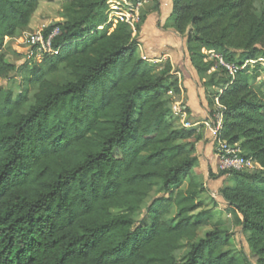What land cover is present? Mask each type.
<instances>
[{
    "label": "trees",
    "instance_id": "obj_1",
    "mask_svg": "<svg viewBox=\"0 0 264 264\" xmlns=\"http://www.w3.org/2000/svg\"><path fill=\"white\" fill-rule=\"evenodd\" d=\"M108 1L66 2L67 19L58 23L53 41L60 53L20 68L25 74L20 72L18 99L0 87V264H245L225 251L229 234L208 230L214 214L200 198L206 188L194 175L198 158L192 154L200 137L194 127H177L171 120L166 100L174 84H167L170 67L152 73L135 42L124 39L134 32L130 23L120 21L109 32ZM206 1L173 0L166 25L182 31L190 19L196 26L199 35L189 37L187 48L201 76L214 72L216 63L229 73L219 55L239 67L223 79L225 90L236 82L247 84L257 74H244L242 67L263 53L254 44L264 35V23L249 37L237 63L215 37L235 5L223 1L188 17ZM37 5L38 0H0L2 78L17 70L6 60L5 42L29 28ZM141 19L146 20L145 12ZM229 29L232 34L234 26ZM208 47L215 53L210 61ZM66 66L69 77H50ZM261 97L259 102L227 103L224 116L242 114L264 131V91ZM243 105L250 114L240 113ZM222 130L220 139L232 142L230 123ZM188 139H193L190 148L179 143ZM250 171H229L234 183L222 194L234 223L250 234L248 241L264 264V175ZM158 186L167 196L155 198L147 209L149 223L134 228L137 211ZM183 239L189 250L179 260Z\"/></svg>",
    "mask_w": 264,
    "mask_h": 264
},
{
    "label": "rangeland",
    "instance_id": "obj_2",
    "mask_svg": "<svg viewBox=\"0 0 264 264\" xmlns=\"http://www.w3.org/2000/svg\"><path fill=\"white\" fill-rule=\"evenodd\" d=\"M68 1L70 0H38L29 28L24 31L19 30L13 38L6 40L3 48L6 60L13 64L17 70L7 78L0 77V87L10 89L15 99L19 97L20 80L25 74L20 68L26 64L32 68L46 56V54L37 52L33 54L30 43L25 41V32L41 31L44 33L50 27L55 26L54 28H56L60 21L63 22L67 19L63 7ZM223 1L234 3L235 7L225 19L220 21L215 37L226 43L228 51L235 55V62L239 63L240 55L246 51L245 45L249 37L253 35L259 25L264 23V0H208L203 8H193L188 13V17L210 9ZM158 5L159 8L156 10L155 7ZM173 6V0H109V23L112 24L109 32H113L120 21L130 23L134 32L131 37L125 36L124 39L129 43L135 42L139 57L148 61L152 67V73L158 74L160 71L166 70V67H170L171 78L167 84H174L170 86L166 100L167 106L172 112L171 120L177 127H194L201 140L195 142V150L192 154L198 158L194 175L203 182L206 188L200 198L205 200L204 208L210 209L214 214V220L208 230L219 229L222 231V235H230V245L225 251H229L235 256H241L245 264H260L258 254L248 241L250 234L245 232L243 227L236 225L233 217L227 211L228 203L223 197L222 189L232 185L234 180L229 171L222 169L218 154L221 141H223L220 139L222 129L226 123H230L229 138L233 139L232 142L227 140L230 147L254 156L256 166L250 173L264 175V131L248 121L242 114H232L233 116L228 119L224 116L225 105L229 102L239 100L259 102L262 99L264 70L255 72V69L259 65L264 66V35L254 44L255 47L262 49L263 53L257 60H249L243 66L244 74L249 76L257 74L256 78H249L248 83L241 84V86L236 82L235 86L225 90L228 83L223 79H229L230 74L225 72L218 63L215 64L214 72L208 71L207 74H203L204 76H201L192 65L187 41L190 36L194 37L199 34L190 19L187 20L189 22L182 31L177 30L174 26L166 25ZM143 12L146 13L145 21L141 19ZM208 24L210 23H206V25ZM138 25L140 29H137ZM232 25L234 32L230 34L229 28ZM224 34H228L229 37H223ZM121 42L122 40L119 39L118 43ZM205 53L208 56L206 59L208 61L215 55L213 49L209 47ZM79 61L86 62L88 60L80 58ZM70 70L71 68L66 66L56 73H52L50 77L54 81L62 80L70 76ZM20 72H22V76ZM234 79L233 76L231 80ZM213 97L215 98L214 102L210 104L209 100ZM176 108L181 109L183 113L178 114ZM244 112L250 114L246 105H243L240 110V113ZM220 113H222L221 129L217 118ZM188 124L190 126H187ZM192 141L193 139H188L179 141V143L190 148L189 143ZM243 143H247L251 148H244ZM255 153H258L259 157H256ZM188 183L189 179L185 180L181 188L185 189ZM162 196H167L162 186L155 187L149 193L135 215L134 228L149 223L147 209L155 198ZM175 213V209H173L170 219H174ZM194 215L200 217L201 209L197 210ZM205 232L201 235L203 236ZM188 250L187 242L183 239L180 249L176 252L177 259L180 260Z\"/></svg>",
    "mask_w": 264,
    "mask_h": 264
},
{
    "label": "built area",
    "instance_id": "obj_3",
    "mask_svg": "<svg viewBox=\"0 0 264 264\" xmlns=\"http://www.w3.org/2000/svg\"><path fill=\"white\" fill-rule=\"evenodd\" d=\"M59 34V28L56 27L48 35L38 31L34 33L25 32L24 38L26 42H29L33 51L37 53H43L46 55H56L60 53L61 47H55L53 45L54 38ZM221 64L228 69L231 75H235L239 70V67L235 64L226 62L221 56H217ZM243 68V67H242ZM178 114L183 113L181 109H177ZM218 125L221 127L222 113L217 116ZM187 126H190L189 124ZM218 131V128H216ZM219 161L223 170L226 171H241L252 170L256 166V161L253 156H247L240 150L230 147L227 140L221 141V148L218 154Z\"/></svg>",
    "mask_w": 264,
    "mask_h": 264
},
{
    "label": "crops",
    "instance_id": "obj_4",
    "mask_svg": "<svg viewBox=\"0 0 264 264\" xmlns=\"http://www.w3.org/2000/svg\"><path fill=\"white\" fill-rule=\"evenodd\" d=\"M204 102H205V101H204ZM190 104H191V102H190ZM200 141H201V140H200ZM200 141H199V142H200Z\"/></svg>",
    "mask_w": 264,
    "mask_h": 264
}]
</instances>
